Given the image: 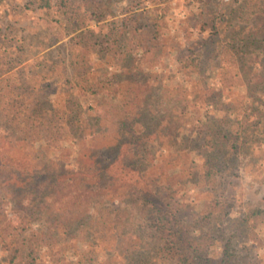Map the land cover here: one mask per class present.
I'll use <instances>...</instances> for the list:
<instances>
[{
  "label": "trees",
  "instance_id": "obj_1",
  "mask_svg": "<svg viewBox=\"0 0 264 264\" xmlns=\"http://www.w3.org/2000/svg\"><path fill=\"white\" fill-rule=\"evenodd\" d=\"M85 1L100 17L96 13L104 6L102 1ZM38 3L71 12L78 8L75 0ZM220 15L204 22L211 36L206 40L215 43L211 53L216 55L203 66L189 49L174 45L164 49L146 41L142 45L148 57L163 50L181 55L176 60L194 85L191 103L182 99L183 87L163 86L152 74L150 60L133 58L129 47L117 60L119 72L98 81L102 114L83 111L77 101L72 109L44 108L37 101L22 109L14 94L10 104L2 106L0 88V264H238L227 240L220 258L211 257L210 240L220 237L217 217L209 206L202 212L183 200L178 187L183 170L191 166L209 180L222 176L234 163L256 167L264 157V0H233ZM140 29L143 37L153 38L156 32L154 26ZM88 32L84 28L79 35ZM112 48H104L105 54ZM5 56L0 47V77L8 71L4 67L20 62ZM206 73L214 74L216 86H199ZM232 95H241L242 113L229 112ZM111 130L112 142L95 143ZM35 134L51 137L47 146L36 141L38 150L52 143L72 145L76 168L69 169L53 151L36 157L35 168L7 154L6 144L30 143ZM62 134L71 138L61 139ZM88 138L93 145L83 148ZM154 145L166 155L155 160ZM102 148L114 157L102 162L98 158ZM116 183L122 192L115 190ZM186 183L197 187L194 181ZM127 206L136 223L128 224L121 216ZM263 215L261 208L248 207L238 222L244 231L259 230ZM36 223L38 234L29 236L26 231Z\"/></svg>",
  "mask_w": 264,
  "mask_h": 264
},
{
  "label": "rangeland",
  "instance_id": "obj_2",
  "mask_svg": "<svg viewBox=\"0 0 264 264\" xmlns=\"http://www.w3.org/2000/svg\"><path fill=\"white\" fill-rule=\"evenodd\" d=\"M101 1L104 6L96 13L98 15L100 12V17H96L85 0H75L78 8L72 9V12L64 7H39L38 0H0V47L5 50V58L15 57L20 60L18 64L3 68L8 71L0 77L2 106L10 104L14 94L18 96L22 109L30 108L36 101L44 108L72 109V104L77 101L83 111L102 114L105 107L103 100L96 96V92L100 93L98 81L109 73L119 72L121 64L117 60L122 57L126 47L130 48L133 58L150 60L152 74L163 86H168L169 89L183 87L182 99L188 103L193 101V82L186 75L188 71L180 67L176 60L181 55L169 54L163 50L148 57L150 55L142 52V45L146 41L164 46V49L173 45L179 50L189 49L188 52L191 50L202 66L208 64L215 59L216 52L211 53L215 43L213 45L206 40L211 36H208L209 31L204 27V22L216 16L220 18V14L228 10L229 3L233 0ZM75 23L79 26H75ZM145 26H154L156 32L153 38L141 36L139 27ZM84 28L89 32L79 35ZM120 35L122 37L119 38ZM89 44L94 45L91 47ZM84 45L91 48L87 46L84 49ZM111 45L112 52L105 54L104 48ZM86 70L89 72L85 74ZM193 78L197 79V74ZM204 78V82L199 84L200 87L216 86L214 74L206 73ZM228 101L232 107L229 112L242 113L239 105L243 101L241 95L229 96ZM4 116L5 113L1 120ZM39 120L41 123L45 122ZM64 136L66 135L62 134L61 139ZM113 137L111 130L95 143H110ZM50 138L45 134H35L30 143L24 141L13 146L11 142L5 145V150L9 156L11 154L21 161L30 162L29 166L32 168L38 165L39 160H35L36 157L53 151L63 158L69 169L76 168L72 145L60 146L52 143L53 147L43 146L41 150L35 146L36 141L41 140L45 145ZM70 138L71 136H66L64 140L68 141ZM92 145L93 142L88 138L82 146L88 148ZM152 154L156 160L166 155V150L154 145ZM252 154L258 155V151L253 150ZM112 157L114 155L108 149L98 150V158L102 162H107ZM182 163L178 159L181 169ZM157 164L160 165L159 161ZM234 164L222 176L209 180L199 176L194 166L186 168L183 170L185 175L182 183L178 187L184 194L183 200L193 202L196 209L202 212H206L209 206V211L217 217L220 230L216 235L220 236L219 241L211 239L209 244L213 259L220 258L223 242L227 240L234 250V258L238 264H264V215L259 230L244 231L238 222L248 207L264 210V157L260 158L256 167L244 168L242 163ZM148 173L150 174L149 171ZM192 181L196 182L197 187L187 185L186 182ZM114 187L116 191L122 192L120 184L116 183ZM206 191H212L211 195ZM117 194L114 193V206L119 202ZM121 216L127 219L128 224L137 221L135 213L129 207ZM121 220L123 221L122 218ZM26 233L29 236L37 235V223Z\"/></svg>",
  "mask_w": 264,
  "mask_h": 264
}]
</instances>
